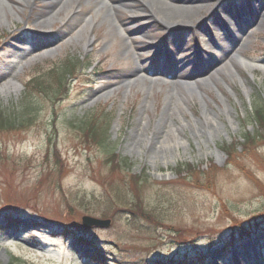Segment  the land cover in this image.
<instances>
[{
  "label": "rangeland",
  "instance_id": "1",
  "mask_svg": "<svg viewBox=\"0 0 264 264\" xmlns=\"http://www.w3.org/2000/svg\"><path fill=\"white\" fill-rule=\"evenodd\" d=\"M53 1L0 10V112L31 117L0 131V264H264V0H80L64 24Z\"/></svg>",
  "mask_w": 264,
  "mask_h": 264
},
{
  "label": "bare ground",
  "instance_id": "2",
  "mask_svg": "<svg viewBox=\"0 0 264 264\" xmlns=\"http://www.w3.org/2000/svg\"><path fill=\"white\" fill-rule=\"evenodd\" d=\"M58 1V2H57ZM73 1H80V0H54L53 2H55L56 4H55V6L57 5V9L59 8V14L60 13H64L65 14V16H63L61 19L63 20L62 21V23L64 24L65 23V21H67L71 16H73L74 14H75V12L77 11L76 10V7H72L71 9H70V7H69V5L70 4H72L73 3ZM102 2V4L103 5H107V2H109L110 3V0H101ZM143 1H145V3H148L149 1L148 0H143ZM27 2H28V0H0V10H2L3 11V14H6V8H8V7H10V8H12L13 6H17V8L18 9H20V7H22L21 5H19L20 3L21 4H27ZM165 4V3H164ZM111 5H113L112 3H111ZM110 5V13L112 12V14H113V12H114V14H115V12H116V9H117V7H115L114 5L113 6H111ZM181 10H190V9H188V8H181ZM201 10H203V8L202 7H196V8H193V9H191V11H193L192 13H196V15L197 16H199V14H200V11ZM187 11V12H188ZM52 13H54V10H53V12H51L50 14H52ZM161 13V12H160ZM161 15H162V13H161ZM174 14H168L166 11H163V17H165V19L166 18H168V19H166V24H167V26H166V28L167 29H171V28H173V26H177V25H179V24H183L184 23V21H182V20H185L184 19V17L183 16H178V17H176V18H174V16H173ZM177 15H179V14H176L175 16H177ZM187 15H189V13H187ZM173 16V20L171 21L170 19H171V17ZM37 20H43L42 19V17H38V18H36ZM233 20V19H232ZM176 22V23H175ZM88 23H91L90 21H88ZM88 24H86V26H87ZM85 26V27H86ZM221 26H223V25H221ZM91 42H92V38H89L88 39V41L86 42V46H88L89 44H91ZM235 65H238V66H240L241 68H244V69H246V70H251V69H253V66L250 64V63H248L245 59H243L242 57H240V56H235L229 63H228V65H226V67L231 71V72H233L232 70H236V67H235ZM202 70V69H201ZM153 73H164V71H159V70H157V69H153V71H152ZM237 72V71H236ZM205 73V71L203 70V71H201V73L200 74H198V76H195V78H200L203 74ZM216 74H218V73H216ZM8 86H12V87H17L18 86V84L16 83V82H14V81H10L9 83H8ZM247 90V89H246ZM245 90V91H246ZM189 94V95H192V94H196V95H201V91H200V89H199V85H198V83L197 82H193V83H183V82H176L175 84H174V92L172 93L173 94V102H174V106L176 107V106H178V105H181V104H183L184 103V101H185V97L183 96L184 94ZM205 117H206V115H204ZM208 120V119H207ZM171 132H173V134L174 135H176L175 134V130L172 128L171 130H170ZM167 141V140H166ZM179 141H180V138H177L176 140H175V146H180L181 144H182V142L180 141V143H179ZM163 144H165L164 145V147L165 146H169V141L166 143L165 141H164V143Z\"/></svg>",
  "mask_w": 264,
  "mask_h": 264
},
{
  "label": "trees",
  "instance_id": "3",
  "mask_svg": "<svg viewBox=\"0 0 264 264\" xmlns=\"http://www.w3.org/2000/svg\"><path fill=\"white\" fill-rule=\"evenodd\" d=\"M61 66H62L61 68H59V67H58V69L53 68L52 70L48 71L46 73V78H45V79H50V80L54 79L55 80V82H56L55 84L58 87L57 93L60 92L61 90H64V92L66 90H68V87L66 86L67 78L72 76V73L76 68L75 64L70 63L68 61L64 62ZM30 84L35 85L37 87H40L43 90V86L45 85V82L41 81L40 77H38V78H35L33 81H31ZM48 85L53 88L51 83H48ZM62 96H64V95H62ZM62 96H60V97H62ZM261 106L262 107H259L258 111L256 110L255 116H256V121L261 124V126L264 130V105H261ZM25 110L27 112L26 116H28L30 114V108H25ZM259 111H262L263 115H261ZM27 119L24 116V118H20L19 120H17V118H15V117H9V116L4 115V113L0 112V131H10V130H15V129H18L21 127H25V122L30 121L31 117L29 116ZM97 123L98 122L96 120L87 121L85 123V128L83 130H86V135L88 136L87 138H92V136L97 137V140H96L97 142L99 141V138H100V140H102V141L99 144H101L103 141L106 140L105 135H107V134H105V133H107V132H104L105 135H102L100 137V133H103V131H106V130H104L105 128L103 125L100 126ZM250 142H251V140H249L248 143H250ZM112 156H114V155H112ZM112 162L119 167L120 163H119L118 157L116 159H113ZM113 169H116V168H113ZM135 177H137V179H139V176H137V175L132 176V178H135ZM71 229H73L72 225H70V224L65 225L66 231L71 230ZM178 236L180 238L182 237V236H180L179 233H178ZM98 263L102 264L99 261H98ZM9 264H21V263L18 260H12ZM172 264H192V263H186V261H183V262L182 261H180V262L173 261Z\"/></svg>",
  "mask_w": 264,
  "mask_h": 264
},
{
  "label": "water",
  "instance_id": "4",
  "mask_svg": "<svg viewBox=\"0 0 264 264\" xmlns=\"http://www.w3.org/2000/svg\"><path fill=\"white\" fill-rule=\"evenodd\" d=\"M84 222L89 221V223H94L95 225H108L110 221L106 220H99V219H94L91 217H84L83 218Z\"/></svg>",
  "mask_w": 264,
  "mask_h": 264
}]
</instances>
